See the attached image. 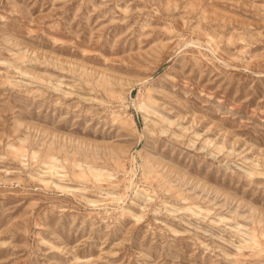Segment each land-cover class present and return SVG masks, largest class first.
<instances>
[{
	"label": "rangeland",
	"instance_id": "obj_1",
	"mask_svg": "<svg viewBox=\"0 0 264 264\" xmlns=\"http://www.w3.org/2000/svg\"><path fill=\"white\" fill-rule=\"evenodd\" d=\"M0 264H264V0H0Z\"/></svg>",
	"mask_w": 264,
	"mask_h": 264
},
{
	"label": "bare ground",
	"instance_id": "obj_2",
	"mask_svg": "<svg viewBox=\"0 0 264 264\" xmlns=\"http://www.w3.org/2000/svg\"><path fill=\"white\" fill-rule=\"evenodd\" d=\"M140 105V107H141V104H139ZM144 107H146V106H144ZM55 165H53L52 167H54ZM51 167V168H52ZM89 169V168H88ZM92 170L93 169H89V171H91L92 172ZM53 172V171H52ZM56 172V171H55ZM99 173V172H98ZM95 174V173H94ZM94 174H92L93 176H94ZM102 178H103V176H102V174L100 175ZM98 177V176H97ZM105 178V177H104ZM94 179L96 180V178L94 177ZM44 182V181H43ZM129 183H131V182H129ZM129 188V187H128ZM253 239V238H252Z\"/></svg>",
	"mask_w": 264,
	"mask_h": 264
}]
</instances>
